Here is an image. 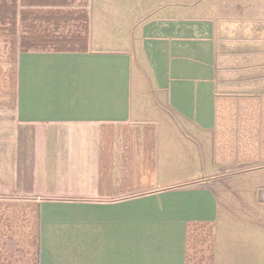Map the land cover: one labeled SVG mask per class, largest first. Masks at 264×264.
<instances>
[{"label":"crops","instance_id":"1","mask_svg":"<svg viewBox=\"0 0 264 264\" xmlns=\"http://www.w3.org/2000/svg\"><path fill=\"white\" fill-rule=\"evenodd\" d=\"M190 1L0 0V264H264V6Z\"/></svg>","mask_w":264,"mask_h":264},{"label":"rangeland","instance_id":"2","mask_svg":"<svg viewBox=\"0 0 264 264\" xmlns=\"http://www.w3.org/2000/svg\"><path fill=\"white\" fill-rule=\"evenodd\" d=\"M233 1L236 2V0H233ZM190 3H192V7L195 9L194 11L199 13V12H203L204 8L207 9V6L214 7L215 4L221 3V0H192L190 1ZM251 4H254L255 6H264V0H251ZM232 176L233 175H229V174L222 176V177L213 176L210 179H208L206 183L207 185H210L211 188L215 191H216L217 183H220V185H222L221 183H226L228 186V190H229L228 197H227L229 201L233 199L234 200L239 199L238 197L239 194H240L241 199H244V200L248 199L249 188L247 186V183L249 182L248 178L250 179L248 171H238L237 173L234 174V177ZM242 180H245V182L241 186ZM233 188L236 191H232ZM239 188H241L240 190L245 189L246 192H243V190L239 192L238 191Z\"/></svg>","mask_w":264,"mask_h":264}]
</instances>
